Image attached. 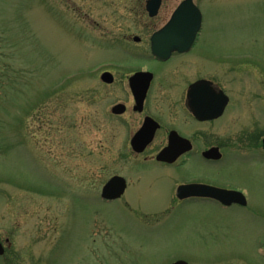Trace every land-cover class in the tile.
<instances>
[{"label": "rangeland", "instance_id": "obj_1", "mask_svg": "<svg viewBox=\"0 0 264 264\" xmlns=\"http://www.w3.org/2000/svg\"><path fill=\"white\" fill-rule=\"evenodd\" d=\"M181 1L166 0L152 20L142 16L144 0H0V264H212L215 251L231 248L243 227L231 212L195 203L172 213L176 204L163 203L176 183L158 168L144 176L148 183L159 174L160 182L136 187L140 173L130 175L136 161L126 155L132 120L126 126L108 116L112 103L128 98L130 71H117L113 85L100 78L113 62L145 65L127 55L135 52L134 35L162 26ZM195 2L204 12L201 63L221 56V85L234 100L217 130L261 137L264 0ZM190 170L217 179L202 161ZM219 171L264 211L262 164ZM120 174L134 187L137 209L163 208V223H137L139 211L101 198Z\"/></svg>", "mask_w": 264, "mask_h": 264}, {"label": "flooded vegetation", "instance_id": "obj_2", "mask_svg": "<svg viewBox=\"0 0 264 264\" xmlns=\"http://www.w3.org/2000/svg\"><path fill=\"white\" fill-rule=\"evenodd\" d=\"M148 1L144 0L142 16L155 20L159 17L166 0H161L159 12L155 17H151L149 14ZM197 5L200 8V3ZM176 8L172 10L170 17L162 26H154L153 31H147L149 34L142 32V34L134 35L132 40L137 44L135 52L129 51L127 55L134 58V61L146 62L145 65L132 67L128 63L113 62L103 69L102 73H110L113 80L108 83L104 82L106 85L117 83V71H130L128 76L123 79L128 98L112 103L108 109V116L122 118L124 123H127L126 126L129 124L126 119L130 118L132 120V127H129L130 130L127 136L130 150L126 155L127 157L132 156L133 160L136 161L133 164L136 169H131L130 175L134 171L140 173V180L136 187L142 182L145 183L144 171L146 169L158 168L165 172L166 180L170 185L174 181L176 183L175 190L174 185L169 192L172 198L166 197L167 200L163 203L176 204L172 213L177 208L201 203L197 205H211L220 211L231 212L235 218L243 222L242 229L238 230L239 234H236V236L232 234L231 248L215 251V259L212 264H264V211L256 205L259 201L258 199L253 200L250 191L242 188L238 183L235 184V181H226L227 179L219 173V170L231 163L246 166L260 163L264 167V134L261 137L250 135L251 137L239 138L236 130L231 126L228 127V131L222 133L220 129L217 130V127L221 125V121H225L227 112L233 105L234 100L226 88L221 85V56L214 53L211 62L206 65L201 63L204 61L205 53L202 46H200L201 48L198 47V41L202 38L203 25L190 50L185 52L175 51L166 59L154 54L152 48L153 36L170 20ZM201 11L204 20V12L202 9ZM233 68L230 69V74ZM137 73H145L144 76H140L135 84L138 88L136 93L139 96V101L130 83L131 77ZM200 81H204V84L199 85L200 87L193 94H190L191 87ZM147 85V91L144 98L141 99L142 92H144ZM221 92L228 97V103L223 113L218 117L206 119L205 116L211 112L212 107L218 102L221 103V98L217 97ZM191 102H194V104ZM119 106L123 110L121 113L115 111ZM151 133L152 138L149 140ZM134 138L137 139L136 148L132 144ZM212 149H216V152L207 157L206 153ZM165 150H168V159H159V156ZM201 161L217 171V181L208 180L209 178L206 179L202 175L199 177L190 176V173H192L190 168L195 164H200ZM200 170L198 169V171ZM119 176L124 177L126 180L125 191L120 198L106 202L112 203L122 200L123 207L130 211L133 209L139 211L134 213L136 214L134 219L142 225L156 226L163 223L164 217H159L163 208H161V212L142 210L139 207L137 209V205L133 201L134 198L130 195L131 189L134 187L130 184L127 176L121 174ZM179 177L182 179L176 180ZM162 178L158 174L157 178L149 179L145 185L150 188L148 185L157 184ZM187 184H201L224 190L238 191L242 193L243 197L238 195L236 197L242 198V201H229V199H224L221 194L218 196L179 197L177 189L181 185ZM137 193L140 192L137 191ZM223 236H226V232H223ZM230 236L231 232H228L227 238H230ZM5 255L6 251L0 257ZM179 260H174L170 264H174Z\"/></svg>", "mask_w": 264, "mask_h": 264}, {"label": "water", "instance_id": "obj_3", "mask_svg": "<svg viewBox=\"0 0 264 264\" xmlns=\"http://www.w3.org/2000/svg\"><path fill=\"white\" fill-rule=\"evenodd\" d=\"M161 0H149L148 1V10L150 11L151 16H155L158 13L160 7ZM202 26V13L200 9L195 5L193 0H184L179 7L175 10L171 21L160 31L154 34L153 36V52L158 57L166 59L170 57L173 51L185 52L191 49L195 39L197 37L198 32L200 31ZM145 73H137L130 79L131 88L135 91L137 99L139 101V96L136 93L138 88H136V81L140 78V76H144ZM102 80L105 82H111L112 76L110 73H104L102 75ZM206 82V81H205ZM208 83V82H206ZM204 81L197 82L191 87L190 94H193L195 90L200 87L199 85H203ZM148 85L145 88L144 92H142L141 99L144 98V95L147 91ZM218 98H221V103H216L215 106L212 107V110L209 114H206V119L215 118L220 116L227 103L228 97L224 93H219L217 95ZM194 104V102H191ZM196 109V108H195ZM117 113H121L123 110L120 109V106L116 108ZM152 138V133L149 136V140ZM148 140V141H149ZM137 139L134 138L132 141L133 146L136 148ZM168 150H165L159 156V159H168ZM216 152V149H212L206 153V156L209 157ZM126 188V181L121 176L112 177L102 190V197L107 200H113L119 198ZM177 194L179 197L184 198L186 196H201V195H223L224 199H229V201H242V198L236 197L242 196L241 192L238 191H230L215 188L208 185L201 184H187L181 185L177 189ZM3 244L0 242V255L4 254ZM174 264H188L186 261H177Z\"/></svg>", "mask_w": 264, "mask_h": 264}]
</instances>
